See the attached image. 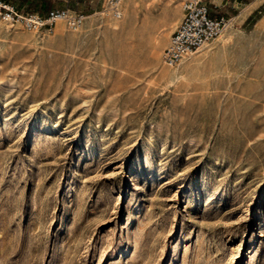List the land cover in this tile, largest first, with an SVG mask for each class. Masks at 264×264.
Returning a JSON list of instances; mask_svg holds the SVG:
<instances>
[{
  "label": "rangeland",
  "instance_id": "obj_1",
  "mask_svg": "<svg viewBox=\"0 0 264 264\" xmlns=\"http://www.w3.org/2000/svg\"><path fill=\"white\" fill-rule=\"evenodd\" d=\"M183 2L0 19V264H264V7L171 69Z\"/></svg>",
  "mask_w": 264,
  "mask_h": 264
},
{
  "label": "built area",
  "instance_id": "obj_2",
  "mask_svg": "<svg viewBox=\"0 0 264 264\" xmlns=\"http://www.w3.org/2000/svg\"><path fill=\"white\" fill-rule=\"evenodd\" d=\"M107 12L115 19L122 17L124 0H103ZM183 17L171 34L163 51V63L168 68H177L200 49L219 37L230 25L228 17L212 18L204 0H184ZM0 19L11 26L21 25L29 31H44L51 35L57 24L76 32L85 23L83 14L68 8L51 9L45 15L20 12L14 5L0 1Z\"/></svg>",
  "mask_w": 264,
  "mask_h": 264
},
{
  "label": "crops",
  "instance_id": "obj_3",
  "mask_svg": "<svg viewBox=\"0 0 264 264\" xmlns=\"http://www.w3.org/2000/svg\"><path fill=\"white\" fill-rule=\"evenodd\" d=\"M212 18L231 17L233 21H246L264 7V0H204Z\"/></svg>",
  "mask_w": 264,
  "mask_h": 264
},
{
  "label": "trees",
  "instance_id": "obj_4",
  "mask_svg": "<svg viewBox=\"0 0 264 264\" xmlns=\"http://www.w3.org/2000/svg\"><path fill=\"white\" fill-rule=\"evenodd\" d=\"M14 5L23 13L45 15L52 9L53 0H0Z\"/></svg>",
  "mask_w": 264,
  "mask_h": 264
}]
</instances>
